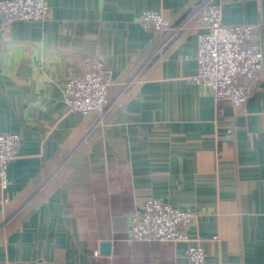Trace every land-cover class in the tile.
Instances as JSON below:
<instances>
[{"label": "crops", "instance_id": "crops-1", "mask_svg": "<svg viewBox=\"0 0 264 264\" xmlns=\"http://www.w3.org/2000/svg\"><path fill=\"white\" fill-rule=\"evenodd\" d=\"M47 1L49 19L0 38V134L22 138L0 186V264H186L189 244L128 242L151 198L196 216L207 264H264V73L238 113L193 82L202 8L264 43V0ZM144 12L172 30L145 31ZM88 58L110 71L103 117L64 102Z\"/></svg>", "mask_w": 264, "mask_h": 264}, {"label": "built area", "instance_id": "built-area-1", "mask_svg": "<svg viewBox=\"0 0 264 264\" xmlns=\"http://www.w3.org/2000/svg\"><path fill=\"white\" fill-rule=\"evenodd\" d=\"M222 15V9L213 4H206L201 10L207 29L198 35L197 75L193 82L208 89L217 102L229 104L238 113L244 110L260 86L264 73V43L260 26L225 25ZM49 17L47 0H1L0 38L14 22H43ZM139 23L147 32L172 30L170 21L151 12L142 13ZM87 60L93 62L90 69L67 80L64 102L73 113L103 117L109 106L110 71L101 60ZM68 61L74 59L68 58ZM233 133L234 128L228 131V136ZM21 144L18 134H0V186L3 191L8 189L7 170L17 159ZM195 219L193 213L151 198L132 214L128 242L189 244L185 252L186 264H207L202 245L190 244L188 231Z\"/></svg>", "mask_w": 264, "mask_h": 264}, {"label": "water", "instance_id": "water-1", "mask_svg": "<svg viewBox=\"0 0 264 264\" xmlns=\"http://www.w3.org/2000/svg\"><path fill=\"white\" fill-rule=\"evenodd\" d=\"M110 244L109 243H103L102 244V250L105 254H109L110 253Z\"/></svg>", "mask_w": 264, "mask_h": 264}]
</instances>
